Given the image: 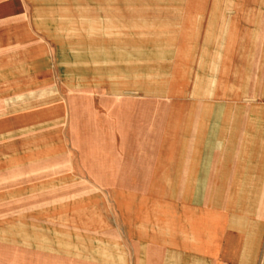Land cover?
Segmentation results:
<instances>
[{
    "label": "rangeland",
    "instance_id": "374dc122",
    "mask_svg": "<svg viewBox=\"0 0 264 264\" xmlns=\"http://www.w3.org/2000/svg\"><path fill=\"white\" fill-rule=\"evenodd\" d=\"M231 4L234 5V2ZM176 8L133 6L130 13L119 14V18H124L125 22L51 25V36L60 48V61L62 58L71 59L73 48L79 52L73 56L68 72L61 71V65L53 64L55 69L50 76V85L43 88L46 92V105L53 107L67 103L69 107L72 104L70 102H74L77 110L82 113L85 110H92L94 114L98 112V122L113 128L116 135H102L107 142L95 151L98 153L96 158L88 157L92 166L82 163V152L72 144L71 136L67 135L65 129L61 137L64 151L40 159H29L22 152L23 135H0V264H60L37 261L40 252H43L38 245L42 230L47 229L54 235L68 232L89 239L92 236L90 231L71 228L103 224L88 210L90 206L81 200L96 204L105 222H108L104 225L106 227L102 238L107 243L116 244L123 253L125 249L129 252L133 242L123 223V199L118 197L127 188L122 180L125 165L145 160L154 165L155 160L161 157L170 169L173 164L171 159L175 156L186 159L189 150L197 146L194 144L202 136L205 137V149L198 150L199 146L196 151L197 157L205 158L208 164L205 182L201 181L206 195L212 197L207 201H212L217 213L219 201L223 212L233 213L227 208L245 136L243 132L248 122L247 112L253 104L264 103V98L257 96L264 87L253 85V74L259 83H264V65L259 71L257 67L255 70L248 68L247 85L240 87V92L242 89L245 92V100L241 102L244 112L237 121L234 117L229 118L232 114L234 116L235 110L237 53L250 47V39L245 36L239 38V23L235 19L219 23L205 19L195 22L188 13L183 12L182 7ZM243 14L246 16L251 13L243 8ZM67 28L77 33L71 32L68 35ZM263 42L261 34L256 46H264ZM205 43H210L207 46L209 54L207 49L204 50ZM88 53L93 54L97 62L96 72L99 73L96 76L94 70L86 68ZM52 57L54 59L56 55L53 53ZM107 68L112 71V79L100 75ZM124 68L131 72L123 75L121 69ZM257 72L260 79L256 76ZM61 73L65 74L78 92L65 85ZM70 73L83 75L85 83L78 84L70 78ZM12 78L10 70L0 71V89L9 87ZM36 78L30 75L25 81ZM96 81L92 87L81 88V85ZM239 82L242 84V81ZM80 89L83 91L79 92ZM14 90L18 91L17 88ZM33 90L36 93L41 91L39 87ZM14 92L0 94V114L11 116L13 110L21 104L12 102L16 100ZM76 94L83 95V98L74 96ZM92 96L94 102L89 103L87 100H91ZM43 98L41 94L40 99ZM75 98L79 102L86 100L88 103L82 107L83 103H76ZM35 100L33 104L36 106L45 105L40 102L43 100L38 101L39 96ZM59 112L60 108L51 111V114ZM35 116L29 115L14 123H25V131L30 132L26 136L38 143L26 150L30 158L45 156L56 148L48 137H43V143H39L40 135H32L30 129L34 125L57 126L61 121L56 119L47 122ZM233 123L234 133L231 135ZM10 124L8 120H0V131ZM254 128L251 140L256 142L258 151H246L244 159L264 165V116L254 115ZM204 129L207 134L200 135L199 131ZM120 131L123 134H119ZM229 138L230 142L227 141ZM184 142L189 143L186 147L190 146V149L183 152L181 146ZM247 142L250 143L248 139ZM11 152H15L18 158ZM150 169L154 171V167ZM242 173L237 177L239 183L236 182L234 190L240 188L241 193L250 198L244 204L240 200V208H251L258 204L261 196L259 186L264 166L247 168V172ZM178 185L182 189L185 182ZM129 186L146 192L170 190L167 184L162 186L155 180ZM219 190L222 191L221 198L214 199ZM235 206V202H231L229 208ZM228 226L238 230L244 227L237 226L233 219L228 221ZM222 233L221 226H213L212 238ZM249 234L257 237L256 233ZM85 242L90 244L88 240ZM212 248L215 256L217 248ZM254 255V251H247V264H251ZM74 257L67 254L63 258L70 260ZM127 257L132 258L129 253Z\"/></svg>",
    "mask_w": 264,
    "mask_h": 264
},
{
    "label": "crops",
    "instance_id": "0c3cea01",
    "mask_svg": "<svg viewBox=\"0 0 264 264\" xmlns=\"http://www.w3.org/2000/svg\"><path fill=\"white\" fill-rule=\"evenodd\" d=\"M232 2H234V5L231 4ZM238 4H240L239 7H237ZM133 6L177 7L176 9L182 7L183 12L188 13L195 22L205 19L211 23H219L231 22L235 19L239 23V27H237L239 38L245 36L246 39H250L251 44L245 51L241 50L237 53L239 57L237 60L238 79L234 97L235 110L233 112L234 116L232 114L229 118L234 117L236 121L239 120L244 112V106L241 102L245 100L243 99L245 92L243 89L240 92V87L243 88L245 81L249 79L247 70L248 68L255 70L257 67L259 71L261 66L264 65V46H256L260 35L262 34L264 37V0H0V71L10 70L13 74L12 84L6 89H0V94L14 92V89L17 88L18 91L13 93L16 100H12V102L21 103L13 110V115L0 114V120H8L11 123L10 126L0 131V135L2 133H5L6 136L15 133L23 135L24 143L22 147L24 148L22 152L27 155V158L40 159L46 158L57 151L63 152V139L61 137L64 136L63 131L65 129L67 135L71 136L72 144L81 150L82 163L86 166H92L88 162V157L96 158L98 153H95V151L107 142L106 137L103 138L102 135H116L113 128L98 122V112L94 114L92 110L87 112L85 110L82 113V111L77 110V106L73 104L74 102H70L72 104L69 107L67 103H59L53 107L46 105V92L43 88L50 85V76L55 69L53 64L61 65L60 70L64 73L65 71L68 72L67 69L72 66L73 56H76L79 52V50L73 48L71 59L65 58L64 60L62 58L60 61V48L51 36V25L125 22L124 18H119V14L122 12L130 13ZM243 8L251 14L245 16ZM66 31L68 35L71 32L77 33V31L69 28ZM209 44L205 43L204 50L207 49ZM53 53L56 55L54 59L52 57ZM207 55L206 59H208ZM87 59L88 66L86 68L89 71L94 70L93 73L96 76L99 72H96L97 62L94 55L88 53ZM106 59V57L103 58L104 61ZM121 71L123 75L131 72L127 68L121 69ZM64 73H61V76L65 85L74 89L75 86L69 83ZM30 75H35L37 78L25 81V78ZM69 75L78 84H83L86 81L83 75H73L71 73ZM100 75L112 79L110 68L104 70L103 73L100 72ZM256 76L259 77L258 72ZM253 77L255 87H264V83H259L257 77L255 78V73ZM239 81H242V84ZM97 82L81 85V88L92 87ZM108 85L110 86L109 83ZM35 87H39L41 91L36 93L33 90ZM82 89L79 92H82ZM74 91L78 92L76 89ZM41 94L44 95L43 99H40ZM36 96H39L38 101L43 100V102H40L45 103V105L36 106V104H33L36 103ZM74 96L83 98V95L79 96V94ZM253 96L256 95L253 94ZM257 96L264 98V89ZM87 101H90L89 103L94 102L93 96L91 100ZM87 101L79 102L76 99V103H83L82 107L85 106V103H88ZM59 108L61 112L55 115L51 114V111ZM206 114L209 118V114ZM29 115H41L39 117L35 116V118H42L47 122L56 119L61 120L57 126L34 125L30 129L32 135H40L41 140L38 141L39 143H43V137H48L50 138L49 142L56 145V148L49 153L47 152L48 154L45 156L29 157L26 150L33 148L38 143L26 136L30 132L25 131L27 127L25 123L14 124L18 119H24ZM254 115L264 116V103L253 104L247 112L248 122L243 132L245 136L241 143L242 149L236 164L234 183L227 208L233 213L223 212L220 201L218 202L219 213H217L215 207L212 206V201H207L212 197L206 195V191L201 186V181L205 182L208 164L205 158L197 157L196 151L199 146L201 148L199 147L198 150L205 149V137L202 136L198 138V142H195L194 145L197 146L191 148V154L190 146L186 147L189 143L184 142L182 144L181 149L183 152L187 148V151L190 149L189 155L186 159L176 156L172 158L173 164H171L170 169H168L169 165L166 166L163 163L161 157L155 160L154 165L148 164L147 160L139 161L137 164L125 165L122 180L124 184H127V188L118 194V197L123 199L122 206L125 219L123 223L133 242V248L129 252L125 249L123 253L122 250L117 248L116 244L107 243L103 239L102 232L106 227L104 225L108 222H105L96 204L81 200L82 203L85 202L90 206L88 210L103 224L71 228L76 231H79V228L90 231L92 236L89 239L68 232H60L54 235L47 229L42 230L43 234L38 245L43 252H40L37 261L60 264H247V251H254L255 255L251 264H264V173L261 175L259 186L261 196L256 206L240 208V200L244 204L250 198L242 194L240 188L238 191L234 190L238 181L237 177L242 175L243 171L247 172V168L253 169L257 166H264L244 159L246 151H258L256 142L254 139L251 140L255 132ZM229 118L226 117L227 120ZM231 127L230 134L232 135L234 133V123ZM118 133L123 134L121 131ZM199 134H207L206 129L202 132L199 131ZM247 139L250 143L247 142ZM220 140H223V138L220 137ZM227 141L230 142L231 138ZM11 153L18 158L15 152ZM149 167H154V171L153 169L149 170ZM152 172L154 173L152 174ZM149 176L155 177V179H148ZM153 180L162 186L164 183L167 184L170 190L164 191L161 189L155 192H146L137 189V187L129 186L132 183H144ZM180 182H185L182 189L178 185ZM148 193L153 195H148ZM221 195L222 191H217L214 199L221 198ZM231 202H235L236 206L229 208ZM218 203L216 202L215 205L217 206ZM231 219L235 221L237 226L244 227L240 230L229 228L228 221ZM213 226H221V230L223 228L221 236L216 235L212 238ZM249 233H256L257 237H253ZM85 240H88L90 244H87ZM213 246L217 248L215 256L213 255ZM128 253L132 258L127 257ZM67 254L75 257L70 260L64 259L63 257Z\"/></svg>",
    "mask_w": 264,
    "mask_h": 264
}]
</instances>
